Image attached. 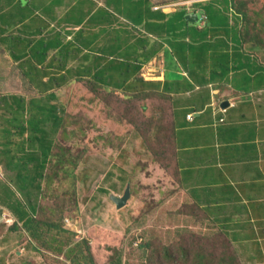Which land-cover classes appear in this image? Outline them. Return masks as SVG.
<instances>
[{"label":"crops","instance_id":"1","mask_svg":"<svg viewBox=\"0 0 264 264\" xmlns=\"http://www.w3.org/2000/svg\"><path fill=\"white\" fill-rule=\"evenodd\" d=\"M194 12L198 13L195 7L187 13ZM2 15L0 94L14 88L16 95L23 98L25 108L35 114L36 121L41 120L40 126H36L48 135L46 141H29L28 130L20 133L19 127L5 118L6 138L0 144V223L11 225L16 221V199L29 209L41 203L38 180L43 181L36 175L51 172V151L56 152L62 137L60 126L53 134V125H71L61 111L64 107L67 111L73 88L80 84L78 79L106 77L114 63V71L119 73L116 76L128 67L129 76L146 75L148 79L147 73L153 68L159 75L151 79H157L154 83L163 88L166 74L175 71L183 78L180 88L176 85V90H159L171 97L176 180L182 195L203 208L204 219L219 226L245 264L241 256L245 252L238 251L237 242L231 240L228 232L233 231L231 227L235 229L233 222L252 223L250 231L246 224L242 227L250 236L262 232L258 222L264 216V55L261 50L254 54L246 52L245 47L253 46V38L235 39L222 32L216 33L214 39L201 35L196 45L200 46L202 41L208 44L202 53L181 54L176 48L170 59L164 52L171 41H176L168 25L172 13L166 8L156 10L153 0H0ZM230 16L232 20V12ZM238 26L241 28V23ZM175 29L179 42L190 41L182 23ZM222 41L215 52L210 45ZM216 58L223 59L225 65ZM184 79L193 86H188ZM147 88L149 93L157 91L152 85ZM143 90L147 91L139 89ZM33 100L41 105L33 106ZM42 108L55 110V119H47L40 112ZM48 124L50 128L45 127ZM25 143L35 154L28 152ZM12 144L22 145L11 147L15 154L7 162L6 153L10 154ZM23 157H31L27 159L31 174L23 173ZM10 176L15 183L9 182ZM13 185L31 186L22 189ZM5 188L15 197L12 204L5 201ZM211 194L223 207L217 214L211 207L215 202L211 203L210 198L202 201ZM253 196L258 200H253ZM259 242L263 257L255 264H264V235Z\"/></svg>","mask_w":264,"mask_h":264},{"label":"rangeland","instance_id":"2","mask_svg":"<svg viewBox=\"0 0 264 264\" xmlns=\"http://www.w3.org/2000/svg\"><path fill=\"white\" fill-rule=\"evenodd\" d=\"M209 1L211 0H153L156 10L166 8L172 15H175L181 11L190 12L195 7L199 17L205 15L203 5ZM248 1L246 9L252 22V29H249L250 38L255 39L259 33L258 30L262 29L261 38L264 40V0ZM2 18L3 15L0 16V20ZM234 21L235 16L232 17L230 23L234 24ZM63 49L68 48L64 46ZM247 50L254 54V51L262 49L259 46H248ZM262 54L264 55V50ZM85 81L86 83L76 84L74 87V90L78 88L77 92L80 97L87 95L85 89L86 86L88 88V80ZM139 84V89H147V91L141 92L138 96H135L137 94L130 96L126 94L129 97H122L111 93L102 95L104 93L102 90L99 91L101 95L97 96V99L99 98L98 108H91L90 100L82 99L84 102H81L82 107H79L78 112L74 111L73 114H69L71 125H68L66 137L61 138L58 147L60 145L70 147V153L68 152L64 158L79 160L77 165L75 162L67 161L63 167L57 165L56 159L52 160L53 168L51 167L50 174L58 173L59 175L50 183L52 191L47 193L46 199L40 203V205L45 204L47 214L44 217L46 219H51V215L55 218L59 217L58 222L64 229L82 234L80 242L82 240L87 242V245H91L96 251L101 252L105 247L107 249L108 245H118L122 248L123 264H150L146 257L140 258V253H142L139 252L140 242H136L144 229L154 235H143L144 237L152 236L161 239V242L168 239L170 246H177L176 242H178L183 249L190 251L191 259L184 256L186 260L184 264L198 262L200 257L195 254V249L201 250L205 255L213 254L220 259L229 258L230 254L222 252L223 249L226 250L224 246L228 241L219 226L200 217L201 214L196 208L187 206V197L180 192L179 182L174 176L176 154L171 99L159 90L163 89L161 85L156 87L157 91L149 94L148 88L142 83ZM8 92L0 94V102L3 106L7 98L13 99L10 96L16 94L14 88ZM19 101L23 102L20 98ZM61 112L65 114V107ZM3 114L4 108L0 109V133H2L0 144L6 138V129H4L6 120L3 119ZM64 118H67V114ZM107 118L120 125L122 129L108 127L105 124ZM10 120L13 124L16 122V117ZM45 127L50 128L49 124ZM9 129L12 127L9 126ZM53 134L55 135V132ZM21 145H9L10 154L6 153L7 162H10L15 154L11 147L14 149ZM25 145L27 147L29 144L25 143ZM27 150L35 154V152H30L28 147ZM26 154L27 152L22 156ZM39 154L37 152V155ZM30 158L21 159V164L25 163L22 168L23 173L31 174L29 169L32 170V168H28L27 165L29 162L27 159L30 160ZM180 163L183 162L180 161ZM64 167H66L65 172ZM0 175L2 176L1 171ZM10 178L12 179L9 182H16L13 176ZM2 186L5 187V185ZM13 186L18 188L21 185ZM126 188L130 189L131 197L121 208H117L110 195L122 197ZM74 190L76 195L73 197L72 191ZM3 194L5 201L12 204L15 199L14 196L12 197L13 194L7 192ZM213 196L214 194L210 197L205 196L202 201L210 198L211 203L215 202L211 204V207L215 208L214 213L217 214L218 210L223 211V207ZM253 200H258V198L253 196ZM19 202L21 201L18 200ZM22 210L18 209L19 212ZM165 213L169 215V219ZM259 218L258 223L262 224L260 228L262 232L259 235L250 236L246 231H242L245 224L249 231L253 227L252 223L247 224L246 222L238 224L233 222L235 229L231 227L233 231L228 232L231 240L237 242L238 251L245 252L241 255L245 264L259 263L263 257V253L261 254L263 248L259 239L264 235V216ZM65 219L72 220L74 225L66 226ZM10 227L11 225L0 223V264H71V261L64 255L47 251L42 248L39 240L30 239L21 226L15 231H8ZM180 230L186 232L176 233ZM188 231L193 233L190 234ZM195 231L201 236L194 238L196 237ZM41 235L51 242L53 238L61 240L71 238L70 247L72 248L76 242H79L76 236L67 234L61 236L56 229L49 230V227H43ZM174 252L178 253L177 250ZM158 264L165 263L159 262Z\"/></svg>","mask_w":264,"mask_h":264},{"label":"trees","instance_id":"3","mask_svg":"<svg viewBox=\"0 0 264 264\" xmlns=\"http://www.w3.org/2000/svg\"><path fill=\"white\" fill-rule=\"evenodd\" d=\"M247 2L249 1L248 0L247 1L246 0H211L209 1V3L203 5V10H204L205 15L207 16L208 22L202 29H199L198 27L199 24L191 23L190 21L187 20V15H188L187 11H183L180 14L172 15L168 20V25L170 29H172V34H174L173 38L176 41L170 42V48L165 50L164 55H166L170 59L173 58L174 49L176 48L178 49V52L181 54L182 53L198 54L200 52L202 53V51L205 49V47L208 46V44L205 43V41H202V44L200 46L196 45L198 43V40L201 39V35L204 38L210 37L211 39H214L216 33L222 32L224 34H227L231 38H235V39L242 38L244 40L250 39L249 29H252L251 28L252 22L250 21V17H248V12L246 9V7L248 6ZM196 6H200V5H196ZM231 12L235 16L234 25L232 26L230 25V21H231L230 13ZM197 15L199 16L198 13ZM181 23L183 24V27L185 28L186 36L190 39V41L187 43H185L184 41L179 42L177 40L179 39V35L176 33L177 31L175 27ZM240 23H241V28L238 26ZM258 31L259 33L257 34V37L252 40L253 46H259V48L264 50V47H263L264 40L263 38H261L262 29H259ZM216 37L218 38L219 36H216ZM214 43H215L214 45H210V46L216 52V50L220 46L223 45V41L214 42ZM240 46L242 45L240 44ZM245 49H248V47H245ZM246 52H249V51H246ZM254 52L256 53L257 51H254ZM216 60L218 61L219 64H222V66L225 65L223 59L216 58ZM158 61L159 60L157 59V65H158ZM114 66H115L114 63L111 64V67L109 68V73L106 77H104V75H98L94 79L87 81L88 88L86 86V89H85V91H87L86 96L80 97L79 93L77 92L78 88L76 87L75 90L73 88L71 97L69 98V101L67 102L68 110L65 113L67 114V117L70 116L69 114H73L74 111L78 112V109H80L79 107L80 106L82 107L81 102H84L82 99H87V100L89 99L90 105H91L90 107L95 108V109L98 108L99 98L97 99V96L101 95L99 91H102V90L104 91L102 95L111 93L115 95H120L122 97L123 96L129 97L131 94H137L135 96H138L139 94H141V92L139 91V88H140L139 83H142L145 87H147L148 85L158 87L154 83V81L150 79L153 76L159 75L158 71L153 70V68H151L147 73L148 77H150L148 78L149 79L148 80L147 77L144 75L135 76V77L129 76L128 67L120 73L121 76H116V74L118 75L119 73L114 71L116 69V66L115 67ZM171 67L174 68L175 70H179L178 67H173V66ZM186 68L187 70H189L188 66ZM99 73L100 72L97 71V74ZM182 79L183 78L179 74L175 73V71H171V73L166 74L165 76V83L163 85V88L166 91H170L171 89L175 87V89L173 90H176V85H177L179 89ZM184 80L186 81V84L188 86H193L187 79H184ZM77 81L80 83H84V82L86 83L85 79H78ZM166 91L162 90V94L165 95L163 92H166ZM95 92L97 94H94ZM142 92H144V90ZM126 94H128L129 96H126ZM10 97L13 99L7 98L8 100L6 99V104L3 106L4 108L3 118L5 119L7 117L6 120L9 123H11L10 119H13L16 117V122L13 124L19 127V129L21 130L20 133H24L26 130L30 132V135L27 138L29 141H32L36 138L41 141L43 140L46 141L45 139L47 138L48 133L42 127L41 128L38 127L40 126L39 122L42 123L41 120L36 121L35 114L32 112H29L21 101L17 100V106L16 107L14 106V102H15L14 99L20 98L21 100H23L21 96H17L16 94H13ZM149 97L150 96L148 95V99ZM169 99H171L170 96H169ZM32 103H33V106L41 105L40 101H36V100H33ZM40 112L43 115H45L47 119L48 118L55 119V114H56L55 110L53 111L50 109L42 108ZM26 123H28V125ZM105 124L108 127H112V128L117 127L119 129H122L120 125L113 123L109 118L105 119ZM59 126L62 129L61 138H65L67 124H63L62 122L59 125H53V131L55 132V130H57ZM37 132H42L44 135L42 137H37L35 134ZM58 145H57V149H59V153H57V150L54 153L53 151H51V148H50L53 160L56 159L58 162V164L57 162L56 164L62 165L63 167L65 166V163L69 161L70 163L75 162V165H77L79 159L70 160V159H67V157L64 158V156H66L68 152L70 153L71 151L70 147H65L62 145L58 147ZM47 152L48 151H46V154ZM175 167H176V164H175ZM63 170L65 172L66 167H64ZM58 175H59L58 173H56L55 175H51L50 172L48 173L45 172V173H41V175L40 174L36 175V177H39V178L41 177L43 181L42 183L40 179L38 180V184H39L38 192L41 193L39 202H43L44 199H46L45 197L47 196V193H50L52 191V184L50 183L54 181V179H56ZM174 176L175 177L178 176L177 168H175ZM36 177L34 176L33 178L35 179ZM42 184H45V185H42ZM30 186L31 185H23L22 189L29 188ZM6 192L10 193L9 190L7 191V188H5L4 193ZM180 192H181V189H180ZM25 193H26V190H25ZM72 194H73L72 196L74 197V195H76V191L75 190L72 191ZM37 200H39V196L37 197ZM187 200H188L187 206H191L193 207V209L196 208L197 210H199L201 214L199 216L202 218H205V215L203 214L204 212L203 208L200 207V205L197 202L195 203V202H191V200L189 199ZM16 201L18 203V199H16ZM75 201L77 200L75 199ZM29 202H31V200ZM36 204L37 203H35V205L30 207L29 209L26 206H23L21 202H19V206L17 208V212L19 214H15L16 221L11 224L9 231L10 230L15 231L17 229H20V226H21L23 231L26 234H28V237L30 239H35V241L39 240L42 248H44L47 251H52L56 254L64 255L66 259L71 261V264H109V262L110 264H123V260H122L123 254H122L121 247H119L118 245H115V246L108 245L109 247L107 246V249L105 247V249H103L101 252L96 251L94 248L91 247V245L88 246L87 242L85 241L83 242V240L82 242H80L82 234H80L79 232L70 230V229H64L63 226L58 222L59 217L57 213L56 215L58 218H55L53 217V215H51L52 216L51 219H46L44 217L47 214L45 213V208H44L45 204L43 205H40V204L36 205ZM19 208L23 210L19 212L18 211ZM182 214L184 215V213ZM48 215L50 216V214ZM165 216L167 217V219H169V215L167 213H165ZM185 216L189 218L188 215L185 214ZM43 227H49V230L56 229L60 233L61 236L63 234H67L69 236H76L77 241L79 242H76L75 246L72 248L70 247L71 238H68V239L63 238L62 240L53 238L52 242L48 241L46 238L42 237L41 235V231L43 230ZM212 230L216 231L214 229ZM101 232H104V231H101ZM184 232L186 231L180 230V231H177L176 233L179 234V233H184ZM188 232L190 234L193 233L190 231ZM194 234L196 236L194 238H198L197 236H201L197 232ZM143 235H152V233L148 231L147 229H144V231H142V233L139 234L140 237L136 241L138 243L140 242L139 252H142L140 253L141 254L140 258L143 259L144 257H146L148 259V262H150V264L151 263L158 264L159 262H164L165 264H184L186 262L184 256L186 258H190L189 256L191 252L187 251L186 249H183V247L179 245L178 242H176L177 246L176 245L170 246L168 243V239H164L161 242V239L152 237L154 235L150 237H144ZM225 239L228 241V243L224 246L226 250L223 249L222 252H227V254H230L229 258L220 259L217 256H214L213 254L205 255L201 250L195 249V254H198V256L200 257L198 258V262L196 264H211L212 262H215L216 264H243L241 261L239 262L240 260L239 256L237 252L234 251L233 247L229 243V240L227 239L226 236H225ZM134 245L138 246V244H134ZM174 250H177L178 253H175ZM101 261H104V263H101Z\"/></svg>","mask_w":264,"mask_h":264},{"label":"water","instance_id":"4","mask_svg":"<svg viewBox=\"0 0 264 264\" xmlns=\"http://www.w3.org/2000/svg\"><path fill=\"white\" fill-rule=\"evenodd\" d=\"M187 20L190 21L191 23H197L198 15L196 13L189 14L187 15ZM130 197H131V193L129 188H126L125 193L122 197L110 195L111 200L116 204L117 208H121L124 204H126V202Z\"/></svg>","mask_w":264,"mask_h":264},{"label":"built area","instance_id":"5","mask_svg":"<svg viewBox=\"0 0 264 264\" xmlns=\"http://www.w3.org/2000/svg\"><path fill=\"white\" fill-rule=\"evenodd\" d=\"M206 23H207V16L206 15L201 16L200 17V26L204 27ZM223 111H226V110H223ZM189 117L191 118V115H189ZM67 222H68L69 225H72L69 220H67Z\"/></svg>","mask_w":264,"mask_h":264},{"label":"clouds","instance_id":"6","mask_svg":"<svg viewBox=\"0 0 264 264\" xmlns=\"http://www.w3.org/2000/svg\"><path fill=\"white\" fill-rule=\"evenodd\" d=\"M191 12H193V10H191ZM194 13L197 14V12H194ZM188 15H189V14H188ZM207 22H208V21H207ZM195 24H199V28H203V27L200 26V17H199V16H198V22L195 23ZM206 24H207V23H206ZM206 24H205V25H206ZM223 110H226V108H224ZM224 112H225V111H224ZM67 220H69V221L71 222V224L74 225L72 220H70V219H65L66 226L69 225L68 222H67Z\"/></svg>","mask_w":264,"mask_h":264}]
</instances>
